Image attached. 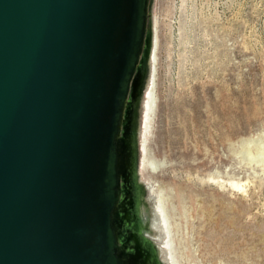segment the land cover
Here are the masks:
<instances>
[{
	"label": "water",
	"instance_id": "1",
	"mask_svg": "<svg viewBox=\"0 0 264 264\" xmlns=\"http://www.w3.org/2000/svg\"><path fill=\"white\" fill-rule=\"evenodd\" d=\"M150 0H0V264H146L127 136Z\"/></svg>",
	"mask_w": 264,
	"mask_h": 264
},
{
	"label": "rangeland",
	"instance_id": "2",
	"mask_svg": "<svg viewBox=\"0 0 264 264\" xmlns=\"http://www.w3.org/2000/svg\"><path fill=\"white\" fill-rule=\"evenodd\" d=\"M150 1L131 129L155 240L175 264H264V0Z\"/></svg>",
	"mask_w": 264,
	"mask_h": 264
},
{
	"label": "bare ground",
	"instance_id": "3",
	"mask_svg": "<svg viewBox=\"0 0 264 264\" xmlns=\"http://www.w3.org/2000/svg\"><path fill=\"white\" fill-rule=\"evenodd\" d=\"M144 66V58L139 65V70ZM140 73V72H139ZM142 77H137L132 88V96L130 98V109L127 116L125 129L127 136V150H128V160H127V178L129 185V206H130V219L132 220V232L135 233L139 241H141L148 249L151 250L156 263L158 264H175L172 253L170 240L163 241V244L168 246L169 250L163 249L155 236L157 232L161 235L165 232L169 234V227L167 221V214L164 207L160 204L149 209L145 204L139 203V183L136 179L137 175V165H136V144L134 140V135L131 129V120L133 117V110L135 107L136 97L135 94L141 90ZM231 185L236 186L239 184L230 180ZM162 210V213L159 212ZM139 215L141 218L139 219ZM144 222V223H143ZM170 235V234H169Z\"/></svg>",
	"mask_w": 264,
	"mask_h": 264
},
{
	"label": "flooded vegetation",
	"instance_id": "4",
	"mask_svg": "<svg viewBox=\"0 0 264 264\" xmlns=\"http://www.w3.org/2000/svg\"><path fill=\"white\" fill-rule=\"evenodd\" d=\"M125 207V212H126V220H127V226L129 229L133 230L132 227V220L130 219V206H129V196H128V200L126 202V204H124ZM140 244L142 245V247L145 249L146 253H147V259H146V264H158L156 263V260L151 252L150 249H148L146 247V245H144L141 241H139Z\"/></svg>",
	"mask_w": 264,
	"mask_h": 264
}]
</instances>
